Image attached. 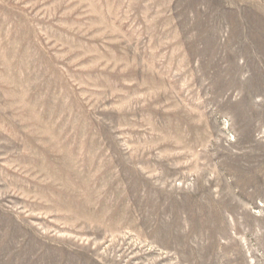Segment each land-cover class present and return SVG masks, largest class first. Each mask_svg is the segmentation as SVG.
Instances as JSON below:
<instances>
[{"label": "rangeland", "instance_id": "1", "mask_svg": "<svg viewBox=\"0 0 264 264\" xmlns=\"http://www.w3.org/2000/svg\"><path fill=\"white\" fill-rule=\"evenodd\" d=\"M0 264H264V0H0Z\"/></svg>", "mask_w": 264, "mask_h": 264}]
</instances>
